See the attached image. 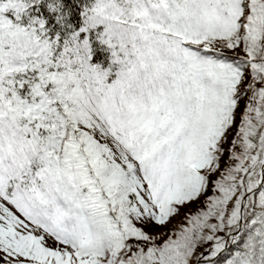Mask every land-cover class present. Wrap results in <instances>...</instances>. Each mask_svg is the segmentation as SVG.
Here are the masks:
<instances>
[{
    "label": "snow or ice",
    "instance_id": "snow-or-ice-1",
    "mask_svg": "<svg viewBox=\"0 0 264 264\" xmlns=\"http://www.w3.org/2000/svg\"><path fill=\"white\" fill-rule=\"evenodd\" d=\"M0 264H264V0H0Z\"/></svg>",
    "mask_w": 264,
    "mask_h": 264
}]
</instances>
